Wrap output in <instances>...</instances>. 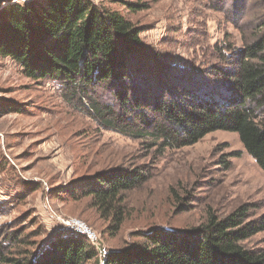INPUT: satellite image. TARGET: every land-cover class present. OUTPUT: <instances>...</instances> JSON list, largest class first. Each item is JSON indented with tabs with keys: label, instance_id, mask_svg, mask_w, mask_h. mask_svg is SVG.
Segmentation results:
<instances>
[{
	"label": "trees",
	"instance_id": "1",
	"mask_svg": "<svg viewBox=\"0 0 264 264\" xmlns=\"http://www.w3.org/2000/svg\"><path fill=\"white\" fill-rule=\"evenodd\" d=\"M256 1L261 11L252 13L242 46L223 42L218 63L197 74L199 80L170 74L179 68L174 64L159 69L165 78L151 79L141 29L127 16L146 6L131 0L107 1L120 3L125 14L92 0L0 3V56L27 78L57 86L63 100L104 130L146 141L158 152L193 145L213 131L235 132L264 172V0ZM152 168L117 165L82 175L71 180L69 194L89 198L115 234L126 219L125 193L141 187ZM249 210L240 205L223 217L209 213L182 230L140 231V242L101 255L76 231L58 232L45 246L25 240L20 228H0V264H264V249L244 244L264 229V214L251 218Z\"/></svg>",
	"mask_w": 264,
	"mask_h": 264
},
{
	"label": "rangeland",
	"instance_id": "2",
	"mask_svg": "<svg viewBox=\"0 0 264 264\" xmlns=\"http://www.w3.org/2000/svg\"><path fill=\"white\" fill-rule=\"evenodd\" d=\"M92 1L125 14L120 3ZM131 1L146 6L127 16L141 29L151 79L157 80L166 77L159 69L169 64L179 66L170 74L198 79L218 63L223 42L242 46L252 13L261 11L256 0ZM139 164L152 165V175L125 193L126 219L115 234L89 198L76 201L69 194L73 178ZM240 205L249 206L251 218L264 214V172L237 133L217 130L193 145L158 152L146 141L100 128L63 100L57 86L27 78L18 64L0 56V228H20L25 240L47 246L56 233L70 232L62 219H76L96 236L101 255L140 242V231L186 229L209 213L223 217ZM244 244L264 249V229Z\"/></svg>",
	"mask_w": 264,
	"mask_h": 264
},
{
	"label": "built area",
	"instance_id": "3",
	"mask_svg": "<svg viewBox=\"0 0 264 264\" xmlns=\"http://www.w3.org/2000/svg\"><path fill=\"white\" fill-rule=\"evenodd\" d=\"M62 220L63 221L61 223L63 229L86 234L87 237L96 245V236L85 226L84 223L76 219Z\"/></svg>",
	"mask_w": 264,
	"mask_h": 264
}]
</instances>
